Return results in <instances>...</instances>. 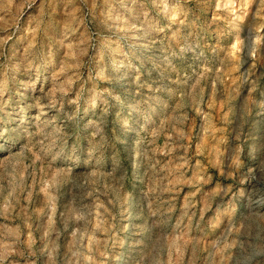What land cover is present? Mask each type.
I'll return each mask as SVG.
<instances>
[{"label":"rangeland","instance_id":"obj_1","mask_svg":"<svg viewBox=\"0 0 264 264\" xmlns=\"http://www.w3.org/2000/svg\"><path fill=\"white\" fill-rule=\"evenodd\" d=\"M0 264H264V0H0Z\"/></svg>","mask_w":264,"mask_h":264}]
</instances>
